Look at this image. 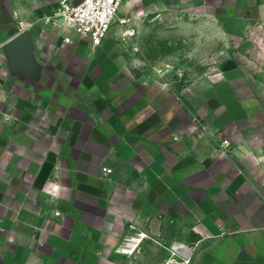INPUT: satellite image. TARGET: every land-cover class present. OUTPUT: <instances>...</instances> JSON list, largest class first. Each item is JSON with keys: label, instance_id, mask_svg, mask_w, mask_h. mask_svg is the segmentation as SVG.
I'll return each mask as SVG.
<instances>
[{"label": "crops", "instance_id": "obj_1", "mask_svg": "<svg viewBox=\"0 0 264 264\" xmlns=\"http://www.w3.org/2000/svg\"><path fill=\"white\" fill-rule=\"evenodd\" d=\"M62 1L0 0V264H264V0H188L229 43L179 88Z\"/></svg>", "mask_w": 264, "mask_h": 264}, {"label": "rangeland", "instance_id": "obj_2", "mask_svg": "<svg viewBox=\"0 0 264 264\" xmlns=\"http://www.w3.org/2000/svg\"><path fill=\"white\" fill-rule=\"evenodd\" d=\"M191 3L188 0L124 2L126 6L118 18L131 20L130 25L137 30L136 39L125 49L127 56L140 62L133 74L152 76L167 71L165 81L179 88L215 71L228 51L229 40L215 30L210 14ZM121 31L117 21L110 37L123 42ZM254 37L264 55V29Z\"/></svg>", "mask_w": 264, "mask_h": 264}, {"label": "built area", "instance_id": "obj_3", "mask_svg": "<svg viewBox=\"0 0 264 264\" xmlns=\"http://www.w3.org/2000/svg\"><path fill=\"white\" fill-rule=\"evenodd\" d=\"M129 0H82L78 5L69 0H63L55 14V18L62 21L57 24L64 32H74L80 38L87 39L90 44L97 48L102 46L109 37L113 25L118 21L122 26L120 38L123 42H132L137 37V30L128 26L126 19H119L118 15L124 2ZM50 21V19L48 20ZM69 42L70 38H64ZM167 71L159 72L160 77H166ZM226 150L231 146L230 141L224 140L221 144ZM106 174L111 170L104 169ZM148 238L146 233H135L125 236L117 246L115 252L126 256H134L141 247V243ZM169 258L162 264H190L191 258L180 257L176 252L169 250Z\"/></svg>", "mask_w": 264, "mask_h": 264}]
</instances>
